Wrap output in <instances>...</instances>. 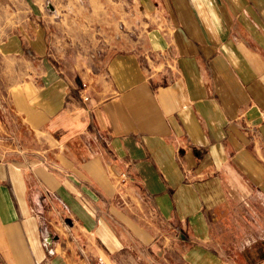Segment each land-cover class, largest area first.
Returning a JSON list of instances; mask_svg holds the SVG:
<instances>
[{
	"label": "crops",
	"instance_id": "crops-1",
	"mask_svg": "<svg viewBox=\"0 0 264 264\" xmlns=\"http://www.w3.org/2000/svg\"><path fill=\"white\" fill-rule=\"evenodd\" d=\"M139 2L144 46L77 49L47 0L3 37L0 264H229L209 214L264 198V0Z\"/></svg>",
	"mask_w": 264,
	"mask_h": 264
},
{
	"label": "rangeland",
	"instance_id": "rangeland-1",
	"mask_svg": "<svg viewBox=\"0 0 264 264\" xmlns=\"http://www.w3.org/2000/svg\"><path fill=\"white\" fill-rule=\"evenodd\" d=\"M47 1L49 7L56 8L57 20L63 30L69 33L77 49L87 43L98 46L103 36H107L105 41L112 48L121 36L124 40L134 39L144 46L146 23L139 0ZM23 2L0 0V43L23 18ZM82 31H91L93 38H78ZM23 61L4 56L0 50V94L7 93L2 82L8 78V74L16 81L22 80L24 73L20 72L19 66ZM242 191L237 188L226 192L224 203L210 212L212 241L225 250L229 264H264V198L258 192ZM124 264L136 263L125 257Z\"/></svg>",
	"mask_w": 264,
	"mask_h": 264
}]
</instances>
